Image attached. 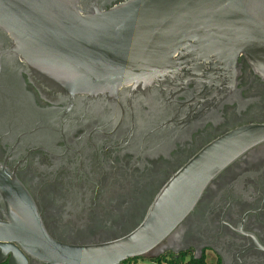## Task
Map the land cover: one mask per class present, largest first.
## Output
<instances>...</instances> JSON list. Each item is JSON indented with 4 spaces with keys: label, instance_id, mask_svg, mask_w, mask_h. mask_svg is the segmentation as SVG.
I'll use <instances>...</instances> for the list:
<instances>
[{
    "label": "water",
    "instance_id": "water-1",
    "mask_svg": "<svg viewBox=\"0 0 264 264\" xmlns=\"http://www.w3.org/2000/svg\"><path fill=\"white\" fill-rule=\"evenodd\" d=\"M114 2L0 0L7 52L20 55L31 74L44 71V95L64 106L63 118L80 112L85 120L90 110L108 108L118 134L158 144L236 101L241 60L264 82V0ZM262 142L264 125H249L207 145L165 184L141 225L114 241L63 244L34 213L10 212L0 242L23 249L0 243V264H122L147 257L210 182Z\"/></svg>",
    "mask_w": 264,
    "mask_h": 264
},
{
    "label": "flooded vegetation",
    "instance_id": "flooded-vegetation-1",
    "mask_svg": "<svg viewBox=\"0 0 264 264\" xmlns=\"http://www.w3.org/2000/svg\"><path fill=\"white\" fill-rule=\"evenodd\" d=\"M7 42L0 31V236L7 235L10 212L19 210L34 213L63 244L123 238L203 148L235 129L264 125V82L243 60L235 102L157 144L118 134L108 108L90 110L85 120L80 112L63 118L64 106L44 95V71L31 74ZM182 254L204 264H264V142L212 180L193 211L143 259Z\"/></svg>",
    "mask_w": 264,
    "mask_h": 264
},
{
    "label": "trees",
    "instance_id": "trees-1",
    "mask_svg": "<svg viewBox=\"0 0 264 264\" xmlns=\"http://www.w3.org/2000/svg\"><path fill=\"white\" fill-rule=\"evenodd\" d=\"M162 260H167L173 264H204L202 260H196L191 258L189 261L186 260V255H181L180 258L176 259L174 255H165L158 258L151 259V261L160 262ZM122 264H139V259L127 260Z\"/></svg>",
    "mask_w": 264,
    "mask_h": 264
},
{
    "label": "built area",
    "instance_id": "built-area-1",
    "mask_svg": "<svg viewBox=\"0 0 264 264\" xmlns=\"http://www.w3.org/2000/svg\"><path fill=\"white\" fill-rule=\"evenodd\" d=\"M139 264H173V263H171V262H169V261H167V260H162V261H160V262H156V261L148 260L147 263H143V262H141L140 259H139Z\"/></svg>",
    "mask_w": 264,
    "mask_h": 264
},
{
    "label": "rangeland",
    "instance_id": "rangeland-1",
    "mask_svg": "<svg viewBox=\"0 0 264 264\" xmlns=\"http://www.w3.org/2000/svg\"><path fill=\"white\" fill-rule=\"evenodd\" d=\"M140 261L143 262V263H147L148 260L141 258ZM207 264H209V263H207Z\"/></svg>",
    "mask_w": 264,
    "mask_h": 264
}]
</instances>
